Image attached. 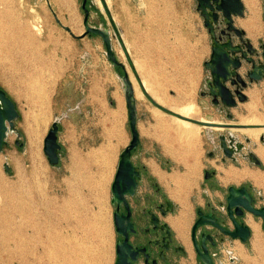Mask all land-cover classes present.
Segmentation results:
<instances>
[{
    "label": "rangeland",
    "instance_id": "obj_1",
    "mask_svg": "<svg viewBox=\"0 0 264 264\" xmlns=\"http://www.w3.org/2000/svg\"><path fill=\"white\" fill-rule=\"evenodd\" d=\"M82 1L0 0V89L12 99L18 112L13 120L14 130L8 132L6 144L0 150V207L3 210L0 264H43L46 248L40 243L44 240L47 248L53 243L41 235L44 233L41 229L50 228L64 214L69 220H62L59 225L63 234L68 233L66 236L74 251L82 252L86 258L89 256L93 264H113L115 259L117 234L112 225L114 210L110 202V185L119 153L130 139L126 103L119 82L123 72L118 73L105 57V44L99 35L74 38L56 21L55 14L62 25L70 27L76 35L80 34V29H85ZM90 1L92 7L88 5ZM245 1L249 11L247 14L244 11L246 20L243 24L256 42L246 38L243 30L244 37L257 47L264 41V0ZM86 7L90 12L88 24L108 27L116 57L142 92L143 78L156 83L163 80L162 84L154 86H160V94L173 105L181 102L179 96H184L181 103L205 98L204 102L208 99L209 103L204 114L220 122L230 121L223 107L215 105L206 91L208 70L204 62L210 57V39L196 9V0H87ZM70 11L78 16L77 24H70ZM261 29L262 35L258 36ZM147 62L161 66L153 70L147 67ZM246 70L247 66L243 64L240 72L244 74ZM180 82L182 87L178 86ZM261 82L264 83L262 80L251 84ZM38 85L44 90H36ZM98 88L104 93L102 104L91 102L92 98L88 97L90 91L96 92ZM251 91H255L253 95L257 101L254 114L264 118V89L249 90L248 97ZM82 99L84 101L80 103ZM136 102L141 131L144 124L148 126L158 120L146 111L156 105L144 96L137 97ZM113 111L115 113L111 114ZM229 112L234 115L232 121L235 123L253 113L245 105L229 109ZM111 117L115 120L114 128ZM54 119L58 122L61 152L58 164L53 167L42 148ZM161 119L160 123L174 127L172 116H161ZM220 130L215 134L214 148L210 149L214 163H217L216 157L220 159L218 136L221 133L233 132L232 135L241 140L245 148L247 146L245 139L248 137L240 130ZM172 134L160 132L158 139L173 140L175 133ZM145 140L151 139L145 137ZM248 143L251 152L258 147L250 139ZM258 143H261L260 139ZM145 145V148L136 149L137 155L133 158L136 162L142 157L151 158L171 176L183 175V166L168 156L161 142ZM176 150L177 156L182 154L181 158H185L182 148L176 147ZM247 151L242 150L234 158L238 156V160H242L240 155ZM204 159L210 161L208 153ZM4 164L9 167L8 171ZM144 175L141 191L152 181L147 172ZM202 181H206L204 177ZM223 190L225 187L217 190L221 200ZM254 190L263 197L257 199V204H264V189L256 187ZM177 211L178 208L176 214ZM194 217L195 207L190 223ZM170 220L176 219L169 218V223ZM17 234L27 240L21 249L8 257L2 249L4 240L1 237ZM262 236L264 238L263 230ZM240 242L230 238L225 240L216 257L217 264H262L251 251L250 243ZM236 247L241 248L239 253ZM253 248L264 256V242ZM231 257H234L233 261ZM183 262L195 264L194 255L191 263Z\"/></svg>",
    "mask_w": 264,
    "mask_h": 264
},
{
    "label": "water",
    "instance_id": "obj_2",
    "mask_svg": "<svg viewBox=\"0 0 264 264\" xmlns=\"http://www.w3.org/2000/svg\"><path fill=\"white\" fill-rule=\"evenodd\" d=\"M87 0L82 1V9L84 12L83 27L85 28L80 34L76 35L68 26L60 23L56 14V21L60 26L66 29L74 38H81L87 34L99 35L102 42L105 44V57L115 66L119 75V82L123 89L124 101L126 102L127 118L129 123V131L131 138L129 143L121 150L117 160V166L112 177L110 185L111 205H115L112 213V225H114L115 233L121 236L115 243L114 264H132V261L137 259L138 249L134 248L128 240L129 233H132L134 224L131 222V209L127 200L128 196L135 195L138 186L139 170L132 163V151L139 145V132L137 131V102L135 97V89L130 79L129 73L126 72L124 64L118 60L113 49V42H111V34L108 27L100 25H89L88 17L89 10L86 7ZM89 7L93 6L92 1L88 3ZM196 9L203 16V24L207 28L211 39V52L208 60L204 62L205 68L208 70V76L205 79V85L208 94L212 97L213 103L223 106L227 122H212L205 121L202 125L218 129H236V128H251V126L242 125L232 121L234 115L229 112V108L235 107L237 100L245 101L246 95L242 89L251 82L264 81V41H260L259 45L255 47L250 40L243 38L244 32L237 28L233 23V16H243L244 7L241 0H196ZM221 17V19H220ZM224 21L226 27L220 29L219 34L228 35L227 39H222L217 35L218 22ZM233 33V35H231ZM245 64L247 70L242 74L241 67ZM121 69V70H120ZM246 80V81H245ZM168 113L171 111L165 109ZM174 116H179L183 119L186 117L174 113ZM18 116L16 106L7 93L0 89V150L6 144L7 134L14 130V119ZM198 122V121H196ZM264 127V126H260ZM58 122L54 119L51 127L47 130L43 142L45 157L50 166H55L60 160L61 145L58 140ZM263 141L264 136L259 138ZM220 148L223 154L234 159V155L240 152L245 144L239 142L231 133L222 134L218 137ZM248 142V139H245ZM246 157L250 162L260 164V159L255 153L248 152ZM5 170L8 171L6 164ZM208 171L205 176L208 177ZM225 206L229 217L233 221V229L223 228L219 222L216 221L217 214L220 211L213 207L211 212L206 214L202 209L197 210L198 217L194 221L191 229V238L203 264H213L210 253H208L205 246V239L208 238L204 234L201 235V248L196 238V231L199 227L213 224L220 228L222 232L228 234L230 237L238 238L242 242L248 241L251 230L244 222L237 221L233 214L241 216L245 211L252 215L260 216L264 220V206L256 207L252 205L253 196L245 186L235 187L229 185L226 189ZM166 208L168 211H174V205L171 200L165 197ZM123 205L127 213L120 211L119 207ZM166 213V210L163 211ZM222 215V214H220ZM152 221L155 225L158 223V218L152 214ZM166 230L168 237L170 236L171 228L168 223L161 226Z\"/></svg>",
    "mask_w": 264,
    "mask_h": 264
},
{
    "label": "crops",
    "instance_id": "obj_3",
    "mask_svg": "<svg viewBox=\"0 0 264 264\" xmlns=\"http://www.w3.org/2000/svg\"><path fill=\"white\" fill-rule=\"evenodd\" d=\"M241 1L243 4V7H245V13L247 14L249 11L248 3H246L245 0H241ZM237 19L239 20V22H237ZM244 20H246V17H237L236 23L239 27H241L245 31L246 38L252 39V41L255 43L256 40H254L251 37V35H250L251 33H249V32L247 33V31L244 27V24H243ZM256 31H258V29ZM261 35H262V29H261L260 34L258 36H261ZM146 64H147L148 68L150 67L153 70H156L161 66L158 63V65L155 67L154 62H150V63L147 62ZM181 77H183V76L181 75ZM158 83L162 84L163 80L159 81ZM158 83H156L155 80L149 81L146 78H143L141 80L140 86L143 87V89H144V91L142 92V94H143L142 96H144L146 100L149 99L151 102H153L156 105V107L153 106L152 108H149V109L146 108L147 109L146 111H148V113H151V115L153 117H156L158 120L155 119L154 120L155 123L149 124L148 126H146L144 124L143 128L140 131L139 126H138V122L140 120V117H139V111L137 109V117H138L137 118V131L139 132V145L137 146V150L139 148L142 149L144 146L146 147V145H145L146 143L151 145L152 143L160 144V142H161L163 144V146L166 148V152L169 153L168 156L172 157L176 162H179L183 166L185 171H184L183 175H181V176H179L178 174H176V176H171L170 174H168L166 172L167 170L164 169L161 164L156 163L151 158H149L147 160V159H145L146 157L145 158L142 157V158H139L138 162H136L133 159L134 156L137 155L136 149L132 153V160L134 163H136V164L138 163L139 165H141L143 167L144 171H143L142 178L145 176L144 173L147 172L148 178H150L152 181H156L158 186L160 188H162L164 193H166L168 195V197L173 201L176 209L178 208L177 214L175 213L172 215L171 213H169L165 217V219L167 220V222H168L169 218L170 219L171 218L176 219L174 221V223L168 222L170 224L172 230L174 231L175 238L183 241L184 243L187 244V246H189L190 245L189 233H190V228L193 224V223H190L191 222V213H192V210L194 207L196 210V208L198 206H202L205 203V201L208 199L213 204H215L218 200H221L220 196L218 195L217 190L218 191L221 190L222 187H225V189H226V187L228 185L238 186V185L243 184V185L250 186L252 190H254L256 187L264 189V152H263V154L258 153V158L259 159L261 158L260 160L262 162L261 168L260 167L256 168L253 166L251 167L248 160L243 158V155H240L242 160H243V162H242V160H238V156L236 157V159L235 158L230 159L228 157H223L222 152L220 154V159H217V157H216L215 161H217V163H214L213 153H212V151H210V149H213L215 146V145H213L214 139H215V134L220 133L221 130L218 128L210 127L207 125L204 126L201 124L203 122V120L201 121V119L219 121L216 118H212L211 115H206V113L204 114V112H203V110L207 109L206 106H207V103H209L208 102L209 100L207 99V102L206 101L204 102L205 98H201L200 99L201 101L192 100V102H189V103H181L184 101V96L183 97L179 96L178 100L181 102L178 103L177 105H175V104L173 105L171 103V101L169 102L167 100H166L167 103H165V99H164L165 97L162 96L159 92V90L161 89L160 86H158V88H156L154 86V85H157ZM145 84L147 85V87ZM178 86L182 87L181 82L178 83ZM253 86L256 89L259 88L256 85V83H254ZM261 87H262V89H264V83L263 82H261ZM254 88L252 87L250 90H253ZM151 89L153 91H151ZM140 91H141V89H140ZM122 93H123V89H122ZM246 93H248V92H246ZM200 94L202 96V91H200ZM89 96L92 98L90 100L91 102L99 101L102 104V99H103L104 93H101V88H98L96 92L90 91V94L88 95V97ZM123 98H124V95H123ZM252 98L256 101L254 95H252ZM252 98L249 97L250 100ZM140 99H141V97H140ZM159 99H161L164 102L160 101ZM250 100L247 103H249ZM83 101H84V99L80 100V103H83ZM156 102L158 104H156ZM247 103H241L235 108L238 109L239 107H242L243 105H245ZM256 103H257V101H256ZM189 104H192V106L197 107V109H198L197 115L198 116H195L193 114H190V116L189 115L185 116L184 113L181 112L180 109H183L182 107L188 106L187 108H190L189 106H191V105H189ZM162 107L164 109L171 111L173 114L176 113V114H179L181 116L186 117L187 120L183 119L179 116H176V115L174 116L173 114L168 113L167 111L165 112V110L162 109ZM176 110H178V111H176ZM113 113H115V111H113L111 114H113ZM126 113H127V110H126ZM107 114H108V112H107ZM165 115L166 116H172L173 120L176 117L178 119H181L182 121L188 122L189 124L191 123L192 125L199 127L200 128L199 129V135L197 137L192 138V140L189 142V145L186 146L185 145L186 139L179 137L178 131H176L174 129L175 124L173 125L174 127L171 128V127H167L166 125L160 123L161 116H165ZM204 116H206V117H204ZM126 118H127V116H126ZM196 121H198V122H196ZM111 122H112V126L114 128V123H115L114 118H112ZM110 126H111V123H110ZM162 131L167 132V133L171 132V134L175 133V135H174L175 139L168 141V140H165V138H161L160 139L161 141H159L158 138L160 137V132L163 133ZM129 133H130V131H129ZM232 134H234V133L232 132ZM145 137H147V139L150 138L151 140L143 141V138H145ZM130 138H131V133H130ZM258 144H260L261 148L262 147L264 148V139H263V141H261V143H258ZM176 147L182 148L184 150L183 152H185L187 156L185 155V153H183L184 154L183 156L185 158H181L182 154L177 156L179 154V152L176 150ZM170 148H172V149H170ZM248 149H250V144L247 142V146H246L245 150H248ZM206 153H208V155L210 156V158H211L210 161L204 159V156ZM117 160H116V163H117ZM237 163L240 164L239 167L236 166ZM167 164H170V162L168 161ZM116 166H117V164H116ZM256 166H258V165H256ZM259 166H261V165H259ZM206 168H210V170L211 169L214 170L215 178L203 182L202 177H204V180H205L204 172L207 170ZM148 187H149V185L147 186V188ZM147 188H146V190H147ZM139 190L141 191V186H140ZM146 190L144 189V191H146ZM249 216L250 215H247L245 217V221L248 223V225H250L249 221H247V218ZM250 227H251V229H253L251 225H250ZM254 232H255V230L253 229L252 230L253 234H251V238L249 239L248 243H250V245L252 244L251 245V248H252L251 251L254 252L253 254L256 256V259L259 260L262 264H264L263 254H258V252L255 251L253 248V245L255 247V246H257V244H261L262 242H264L263 241L264 238L262 236L261 226L259 225V235L258 236H260V237H257L254 234Z\"/></svg>",
    "mask_w": 264,
    "mask_h": 264
},
{
    "label": "flooded vegetation",
    "instance_id": "obj_4",
    "mask_svg": "<svg viewBox=\"0 0 264 264\" xmlns=\"http://www.w3.org/2000/svg\"><path fill=\"white\" fill-rule=\"evenodd\" d=\"M244 11H245V7H244ZM199 15H200V12H199ZM200 17H201V21L203 23V16L200 15ZM237 17H243V16H238V15L233 16V23L237 28H240L243 31V29L241 27H239L236 23ZM220 19H221V17H220ZM218 23L219 24L217 27L218 28L217 35L225 40V39H227L226 37L228 35L219 34V33H220V29L226 27V24L224 23V21H219ZM207 34H208V31H207ZM231 35H233V33H231ZM208 37L210 39L209 34H208ZM242 37L245 38L244 34ZM210 52H211V39H210ZM253 85L254 84H251V83L247 84L242 89V92L246 95V100L245 101L237 100V104L235 105V107H237L239 105V103H247L250 100L249 97L247 96L246 92L248 90H250L252 87H254ZM256 85L261 88V84H256ZM206 91H207V88H206ZM217 106L223 107L221 103ZM235 107H232L229 109H233ZM238 141L242 142L241 140H238ZM218 145H219V140H218ZM136 149H137V147H136ZM244 149H245V147L242 150H244ZM219 150H220V152H222V156L226 157L223 154V151L220 148V145H219ZM242 150L240 152H242ZM133 151H132V153H133ZM240 152H237V153H240ZM248 152H251V151L248 150L246 153H242L243 158L246 160H248V158L246 157V154ZM257 158H258V156H257ZM248 161L250 162V160H248ZM132 163H134L133 160H132ZM250 163L252 164L253 162H250ZM134 164L137 167V169L139 170L138 186L136 188L135 195L127 197V200L129 203V208L131 209V222H133L134 229H135L132 233H129L128 240H129V243L134 248L138 249L137 259L133 260L132 264H184L183 260L191 263L193 255L195 257V264H203L199 258L198 253L196 252V249L194 247V244H193V241L191 238V229L193 227L194 221L198 217L197 210L202 209L204 213L208 214L211 212L212 206L216 207L220 211V214H222V215H220V214L218 215V213L216 212V214L218 216L216 221L219 222L223 228L225 227L227 229H233V226H234L233 221L229 217L228 212L226 210V206H225V196L227 193L226 189L229 185L226 187L225 190H223L224 191L223 200H218L215 204H213L208 199L205 201V203L202 206H198L196 208L195 217L193 219V222H192L193 224L190 228V233H189L190 245L187 246L186 243L175 238L174 231L172 230L170 224L165 219V217L169 213H171L172 215L175 214L176 207H175L173 201L168 197V195L166 193H164L162 188H160L158 186L156 181H151L149 184V187L147 188L146 191H143V192L140 191L139 188L142 184V180H143L142 176H143L144 169L138 163L137 164L134 163ZM253 164H255V163H253ZM255 165H258V164H255ZM259 165H262V162H260ZM206 171H208V174H209L208 177L205 176ZM206 171L204 172V176H205L206 181L215 178V176H214L215 172L213 169H211V170L207 169ZM242 185H238V186H242ZM238 186H235V187H238ZM243 186H245L251 192V195L253 196L252 205H254L256 207H263L264 204H262V205L257 204V199H263L260 192H256L255 190H252L250 186H247V185H243ZM257 196H258V198H257ZM165 197L169 198L171 200V202L173 203V205H174V207H173L174 211L173 212H170L167 210ZM112 206H113V210H114L115 205H112ZM119 209H120V211H124L125 213H127V211H126V209H124L123 205H121L119 207ZM164 210H166V213H163ZM152 214H155L156 217L158 218V223L156 225L152 221ZM247 215H250L248 218H251L252 221H255L256 223H258L261 226V229L264 231V220H262V218L260 216L252 215L250 212H247V211H245V213L239 217L236 216L235 214H233L234 218L237 221L244 222L245 224L248 225V223L245 221V217ZM164 223H168L170 228H171L169 237L166 233V230L161 228V226ZM248 226L251 230V233H250V238H251L252 229H251L250 225H248ZM202 234H204L205 236L208 237L205 239V246H206L208 253H210V255H211L213 264H217L216 257L221 252V246L224 244L225 240H227L229 238L232 240H236V239L240 240L238 238L230 237L225 232L223 233L222 230L220 228H218L217 226H215L213 224H208V225L199 227L196 231V238L199 242L200 248H201V235ZM117 239H121V236L118 234H117ZM117 239H116V241H117ZM249 239H248V241H249ZM248 241H246V242L241 241V242L247 243ZM230 259H231V261H233L234 257H231ZM114 261H115V259H114ZM113 264H114V262H113Z\"/></svg>",
    "mask_w": 264,
    "mask_h": 264
},
{
    "label": "bare ground",
    "instance_id": "obj_5",
    "mask_svg": "<svg viewBox=\"0 0 264 264\" xmlns=\"http://www.w3.org/2000/svg\"><path fill=\"white\" fill-rule=\"evenodd\" d=\"M77 22H79V18L78 16L75 14L74 12L70 11V24H77ZM80 32L81 29H80ZM6 57V56H5ZM133 87L135 89V97H143L142 95V90L140 91V87H138L137 82L134 78H131ZM33 82V81H32ZM148 83V82H147ZM146 83V84H147ZM145 84V85H146ZM147 87V85H146ZM153 87V86H152ZM36 90L42 91L44 90L42 88V85H38V88H36ZM151 91H153L151 89ZM155 92V91H154ZM255 94V91H251L249 94V97L252 98V96ZM160 96V95H159ZM44 100V99H43ZM160 101H162L161 99H159ZM164 102V101H162ZM165 103L166 100H165ZM156 104H158L156 102ZM191 106H189L190 108H186L182 107L183 109H180L182 113H184V115L186 116H190V114H193L195 116H198V109L195 106H192V104H189ZM161 106V105H160ZM246 109H249L250 111L252 110L253 113H251V116L249 117H243L241 118L237 123L242 124V125H246V126H251V128H236V129H230V130H240L242 134H244L246 137H248V139L251 140V142H254L255 144H258V139L260 138V136H264V127H260V126H264V118L259 117L258 115L254 114L255 112V108H256V101L252 98L250 100L249 103L245 104ZM180 108V107H179ZM162 109H164L162 107ZM153 110V109H152ZM178 111V110H176ZM157 112V111H156ZM159 113V112H158ZM157 114V113H156ZM162 114V113H161ZM194 116V117H195ZM42 117V116H41ZM189 118V117H188ZM200 118V117H199ZM203 120V122L205 121H212V122H217V123H221L220 121H216V120H207V119H201V121ZM174 124H175V130L178 131L179 133V137L180 138H184L186 139L185 141V145L188 146L189 142L192 140V138L197 137L199 135V127L192 125L191 123L189 124L188 122L182 121L181 119L178 118H174ZM200 121V122H201ZM223 122H227V121H223ZM30 141V139H29ZM38 141V140H37ZM36 141V142H37ZM30 143V142H29ZM101 150V149H100ZM99 151V150H98ZM254 153L256 154V156H258L259 154H263L264 152V148L260 146V144H258V147H256L255 149H253ZM98 155V154H97ZM104 156V155H103ZM108 156V155H107ZM95 157V156H94ZM99 158V157H98ZM109 159V158H108ZM261 159V158H260ZM98 160V159H97ZM109 166V165H108ZM100 169V168H99ZM107 171V170H106ZM110 171V170H109ZM112 173V172H111ZM100 174V172H99ZM109 174V173H108ZM101 177V176H99ZM233 180V179H232ZM255 180V179H254ZM236 181V180H235ZM96 183V182H95ZM99 183V182H98ZM257 184V183H256ZM99 185V184H98ZM100 189V188H99ZM101 192V191H100ZM92 193V192H91ZM102 194V193H101ZM103 197V196H102ZM101 198V197H100ZM180 202V201H179ZM4 203V201H3ZM102 204V203H101ZM98 205V204H97ZM104 205V204H103ZM183 206V205H182ZM84 207V206H83ZM99 207V206H98ZM102 207V206H101ZM4 209V208H3ZM3 210H1L0 207V218H3L2 216V212ZM99 211V210H98ZM92 212V211H91ZM76 214V213H75ZM94 214V213H93ZM95 216V215H94ZM96 217V216H95ZM68 221L69 217L66 216V214L63 215V217H59V219L57 220V222L53 223V225L50 228L47 229H41L44 230V233H42L41 235L45 236V239L48 240L49 242L53 243V245H48L47 248V243H44V240L41 241L40 245H44V247L46 248L44 256V259H42L43 264H79V263H84L87 262V264H93V261L90 259L89 256H86L81 252V254H78L76 251H74L75 249L71 247V243L70 240H68L67 238V234H63V232L61 231V224L59 225V223L61 221ZM247 221H249L250 225L252 226V228L255 230L254 234L257 237L259 235V225L258 223H256L255 221H252L251 218H248ZM171 223H174V220H170ZM97 223V221H96ZM99 223V222H98ZM20 224V223H19ZM95 226V225H94ZM108 227V226H107ZM89 228V227H88ZM252 229V230H253ZM68 230V229H67ZM105 230V229H104ZM5 231V230H4ZM21 231V229H20ZM19 231V232H20ZM47 231V232H46ZM49 231L52 232V234L49 233ZM66 233V232H65ZM72 233V232H71ZM93 233V232H92ZM95 233V232H94ZM75 234V233H74ZM253 234V233H252ZM71 234H69L70 236ZM19 236V237H16ZM91 237V236H90ZM1 238H3L4 240V246H2L3 251L6 252V255L8 257H10L14 252L18 251V249H21V247L23 246V244H25L24 242H26L27 239H23V236L21 237V235H14V236H10V238L6 237V236H2ZM99 238V237H98ZM102 238V237H101ZM47 241V242H48ZM92 241V240H91ZM13 242V243H11ZM102 242V241H100ZM2 243V242H1ZM84 243V242H83ZM241 243V242H240ZM50 244V243H48ZM88 244V243H87ZM97 244V243H96ZM73 245V244H72ZM241 245V244H240ZM252 245V244H251ZM254 246V245H253ZM97 247V246H96ZM86 249V248H85ZM236 251H238V253L241 251L240 247H236L235 249ZM20 251V250H19ZM258 252V251H257ZM246 258V257H245ZM248 259V258H247ZM243 260V259H242ZM247 262V261H246ZM252 264V263H251Z\"/></svg>",
    "mask_w": 264,
    "mask_h": 264
}]
</instances>
